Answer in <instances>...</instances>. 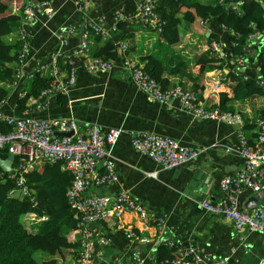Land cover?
<instances>
[{"label":"crops","instance_id":"crops-1","mask_svg":"<svg viewBox=\"0 0 264 264\" xmlns=\"http://www.w3.org/2000/svg\"><path fill=\"white\" fill-rule=\"evenodd\" d=\"M81 1L84 4L83 9H78L74 0H51L53 15L50 18L46 17V11L44 12L37 2L34 16L24 24L29 36V56L21 69L22 80L12 85L3 109L13 111L17 96L25 90L23 82L27 81V71L39 62L48 61L55 49L62 48L68 54L79 57L74 52L80 38L78 30L88 19L105 15L103 23L109 26L115 11L124 14L125 20L118 22L117 29L111 32L110 37L103 38L99 35L100 39L95 41V34L89 36L90 52L107 41L112 42L114 48L111 52L114 53L107 56L116 60V65L108 71L92 72L80 63V59L75 58L76 79L67 94L51 97L45 108L34 109L32 112L44 117H73L80 125L94 123L102 129L110 126L120 127L122 132L109 150L118 173V182L100 190L91 188L88 192L101 191L110 194L127 187L150 213L164 219L165 226L160 233L153 221H139L131 212L123 215L124 224L131 222L135 227L141 228L142 235L148 238L145 241L131 239L125 235L123 229L112 228L108 222L101 221L100 226L95 227L106 234L109 243L103 246V255L98 258L99 263L106 264V260L116 254L130 257L138 250L147 253L148 264H155L157 251L169 254L174 248L169 242L180 240L185 244H195L213 259L227 258L229 264H264V232L235 228L229 219L209 212L201 206L203 191L200 187L194 191L187 187L191 174L200 169L211 178L206 197L220 194V179L225 174L235 173L243 165L238 151V125L211 118H199L183 108L178 100L171 103L151 100L131 80L129 69L120 63L124 54L131 55L138 62L141 56L151 55L163 64L160 75L164 86L182 84L198 90L201 97L200 84L205 73L221 68L226 74V67L231 64L225 54L228 49V32H225L216 20L200 24L197 23L198 18H195L189 25L183 14L190 7L181 5L176 13L181 18L180 37L178 41L170 43L158 32L128 19L134 12V0ZM190 1L210 3L209 0ZM233 1L232 3H236L242 0ZM64 24L77 28L69 35L66 45L61 44L59 35ZM18 26L19 23L7 34L12 40L17 38ZM211 31L219 35L223 59L212 63V69L207 70L201 60V54L209 47L210 54L217 55L209 46L207 36ZM122 42H127L124 50L119 45ZM251 46L248 56L255 58L263 47L258 42ZM247 66L252 73L258 71L255 64L248 63ZM65 73L59 66L57 76L64 77ZM39 74L51 77L48 71H41ZM227 81L226 79V83ZM222 93L231 96L232 87L220 91L219 102ZM34 99L29 96L27 104L33 106ZM253 101L241 104V100L230 97L226 101V108L239 110L244 122L247 116L246 123L250 125L253 124L254 116L264 106V96H257ZM247 130L248 134H254L253 127ZM132 131H151L172 136L183 143L201 146L204 150L189 162L171 168H160L154 160L136 150L131 144L129 133ZM149 171L156 173L147 175ZM251 197L254 200L248 202ZM237 199L241 206L251 208L256 205V200L261 202L263 197L243 188L238 192ZM41 217L36 216L31 220L32 227L36 224L38 226L43 220ZM59 264L64 263L61 261Z\"/></svg>","mask_w":264,"mask_h":264},{"label":"built area","instance_id":"built-area-1","mask_svg":"<svg viewBox=\"0 0 264 264\" xmlns=\"http://www.w3.org/2000/svg\"><path fill=\"white\" fill-rule=\"evenodd\" d=\"M34 2L35 0L22 1L23 16L17 28V38L21 43L20 66L17 67V81H14V84L22 80L21 69L29 56V36L24 24L34 16ZM38 2L42 10L46 11V17L50 18L53 15L51 0ZM134 2V12L128 19L159 32L164 19L156 10L157 0H134ZM240 2L232 3L231 7L237 9ZM74 3L78 9H83L84 4L81 0H74ZM123 15L122 12L115 11L109 26L103 23L106 19L105 15L88 19L78 30L80 38L74 52L79 57L68 54L62 48H57L51 52L48 61L37 63L35 70L48 71L51 73L49 76L53 78V82L41 89L40 97H33L34 105H30L21 115L3 109L6 100L0 103V122L5 121L10 125L8 131L0 130V148L7 146L9 153L14 154V159L18 158L15 164L13 159L11 170H9L18 187L16 192L19 191L22 195L28 193L23 174L32 170L38 159L62 161V167L72 175L66 195L70 207L80 212L76 222L79 238L76 264H100L98 258L103 255V246L109 243L105 233L90 225L93 220L99 222L105 220L112 228L123 229L127 237L142 241L148 238L142 235L140 227H135L131 222L123 223L125 213H133L142 222L153 221L160 233L165 226L163 217L150 213L127 187L110 194L101 191L88 192L91 188L100 190L118 182V173L109 150L122 132L120 127L110 126L102 129L94 123L80 125L73 117H44L32 113L34 109L45 108L51 97L67 94L69 87L76 79L75 58L80 59V63L92 72L108 71L116 65V60L113 58L91 57L84 60L82 58L90 52V34H98L103 38L110 37L111 32L117 29L118 22L125 20ZM206 21L207 18L199 19L200 24ZM76 30L77 28L71 24H64L59 32L61 44L66 45L69 35ZM257 42L264 47V29L260 32L257 30L250 32L245 40V44L248 43L249 47ZM245 44L242 46L244 50ZM119 45L124 50L127 42ZM228 45L229 47L239 46L237 39H232ZM209 46L218 57L223 56L220 51V41L212 40ZM225 54L231 63L226 67V72H231V75L223 73L221 68L214 70L215 73L206 72L202 78L201 97L195 90L182 84L164 86L129 54L122 55L120 63L129 69L131 80L151 100L158 103H171L178 100L183 108L190 110L199 118H211L238 125L236 128L239 137L238 151L243 159V165L235 173L225 174L219 182L220 194L204 198L201 206L209 212L229 219L237 229L264 232V116L257 114L253 118L255 138L251 144L244 134L242 127L244 119L241 112L219 108L220 91L231 88L230 84L234 77L247 79L252 73L247 66L249 60L246 55L230 51L229 48ZM61 55L67 58L69 65V70L64 77L57 76L59 69L57 60ZM252 74L255 76L256 83L264 90V72L258 70ZM31 75L32 72L27 71L26 76ZM23 93L24 90L19 95ZM70 131L72 132L70 135L61 134V132ZM129 138L136 150L149 156L160 168H171L189 162L197 158L204 150L201 146L186 144L175 137L151 131H132L129 133ZM155 173L156 171H149L147 175H155ZM243 188L252 190L257 196L263 197V200L251 208L241 206L237 194ZM169 244L174 246V250L173 255L165 259L167 264H229L227 258L213 259L191 242L185 244L176 240ZM147 257V253L137 250L130 257L116 254L108 258L106 264H148Z\"/></svg>","mask_w":264,"mask_h":264},{"label":"trees","instance_id":"trees-1","mask_svg":"<svg viewBox=\"0 0 264 264\" xmlns=\"http://www.w3.org/2000/svg\"><path fill=\"white\" fill-rule=\"evenodd\" d=\"M22 1L0 0V103L8 98L14 81H17L16 72L17 67L20 66L21 43L17 38L12 40L7 34L15 29V25L20 22L23 16ZM209 2L205 4L190 0H157L156 10L164 19L162 29L158 32L159 35L170 43L178 41L181 18L176 13L181 5L189 6L190 9L184 11L183 14L189 25L195 18H198L197 23L199 19L205 18L207 21L216 20L221 28L228 32V44L232 39L238 41L239 46L229 47L228 45L230 51L246 55L250 64H255L258 70L264 72V47L255 58H252L248 56L252 46L249 47L248 43L245 44L246 37L250 32L254 30L260 32L264 29V0H242L237 9L231 7L233 0H209ZM207 38L210 42L211 40H220L218 33L213 31ZM99 39L100 36L95 34L94 40L98 41ZM244 44L245 50L242 49ZM113 48L112 42L107 41L82 59L108 58L107 55H113L114 52H111ZM208 49L209 47L200 57L205 68L210 70L212 63L221 61L223 57L210 54ZM57 62L63 71L69 70L66 57L59 56ZM139 64L161 82L160 73L163 70V64L159 59L151 55H143ZM29 72H32V75L26 76L27 81L23 82L24 93L17 96L14 104L13 111L16 115H21L24 110L29 108L31 105L27 104L29 96L40 97L41 89L53 82L52 77H44L34 67ZM226 74L230 76L231 72ZM253 75L250 73L251 77L247 79L233 78L230 84L233 94L228 96L226 93H222L220 96L219 108L221 110H236L232 107L226 108V101L230 97L241 100V104H243L244 102H254L253 100L257 96H264V90L256 83ZM201 87L202 84H200ZM195 91L199 93L198 90ZM258 114L264 116V106L261 107ZM247 121L246 116L242 127L249 143L252 144L255 132L253 131V135L248 134L247 129L249 127L254 129V123L248 125ZM9 129V124L5 121L0 122L1 131ZM8 153L7 146L0 148V156L6 157ZM17 159L15 157L13 164L17 163ZM23 175L28 187V193L24 195L19 191L16 192L18 187L10 175V171L4 170L0 166V264H59L60 258L64 264H76L79 248L76 222L80 217V212L70 207L66 195L72 175L62 167V161L48 159L36 160L34 168L24 172ZM36 216L44 218L38 223V226L36 224L35 227H32L30 222ZM173 250L166 255L162 251H157L155 264H167L163 259L172 256ZM43 253L47 255L42 256Z\"/></svg>","mask_w":264,"mask_h":264},{"label":"water","instance_id":"water-1","mask_svg":"<svg viewBox=\"0 0 264 264\" xmlns=\"http://www.w3.org/2000/svg\"><path fill=\"white\" fill-rule=\"evenodd\" d=\"M72 132H61V134L64 135H70ZM14 159V154L13 153H9L7 154L6 157H2L0 156V166L4 169V170H11V166H12V162ZM188 189L194 191L197 187H200L201 190L203 191V194L201 196V199L206 198V193L209 190V186L208 184L211 181V178H209V176L202 170L197 169L195 170L192 174L191 177L188 179ZM254 198L251 197L249 198L247 201L251 202L253 201ZM256 204L259 203L258 200L255 201ZM91 226H100V222L97 220H93L90 224Z\"/></svg>","mask_w":264,"mask_h":264},{"label":"rangeland","instance_id":"rangeland-1","mask_svg":"<svg viewBox=\"0 0 264 264\" xmlns=\"http://www.w3.org/2000/svg\"><path fill=\"white\" fill-rule=\"evenodd\" d=\"M42 219L44 218V217H41ZM45 255H47L46 253H43V255L42 256H45ZM59 263L62 261V259L60 258L59 260Z\"/></svg>","mask_w":264,"mask_h":264},{"label":"clouds","instance_id":"clouds-1","mask_svg":"<svg viewBox=\"0 0 264 264\" xmlns=\"http://www.w3.org/2000/svg\"><path fill=\"white\" fill-rule=\"evenodd\" d=\"M39 0H35V2H34V7H36V4H37V2H38ZM38 5H39V2H38ZM40 6V5H39ZM9 154V153H8Z\"/></svg>","mask_w":264,"mask_h":264}]
</instances>
